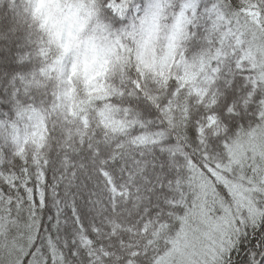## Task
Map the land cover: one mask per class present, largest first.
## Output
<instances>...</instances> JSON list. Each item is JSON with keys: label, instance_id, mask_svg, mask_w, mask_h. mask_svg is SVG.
<instances>
[{"label": "snow or ice", "instance_id": "6c2138e0", "mask_svg": "<svg viewBox=\"0 0 264 264\" xmlns=\"http://www.w3.org/2000/svg\"><path fill=\"white\" fill-rule=\"evenodd\" d=\"M0 264H264V0H0Z\"/></svg>", "mask_w": 264, "mask_h": 264}]
</instances>
